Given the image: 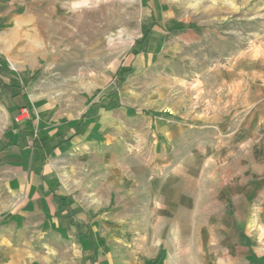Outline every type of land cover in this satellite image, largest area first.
<instances>
[{"label": "rangeland", "instance_id": "rangeland-1", "mask_svg": "<svg viewBox=\"0 0 264 264\" xmlns=\"http://www.w3.org/2000/svg\"><path fill=\"white\" fill-rule=\"evenodd\" d=\"M39 1L13 118L70 209L0 165V264H264V0Z\"/></svg>", "mask_w": 264, "mask_h": 264}, {"label": "crops", "instance_id": "crops-1", "mask_svg": "<svg viewBox=\"0 0 264 264\" xmlns=\"http://www.w3.org/2000/svg\"><path fill=\"white\" fill-rule=\"evenodd\" d=\"M40 4L39 0H0V67L1 64L7 66L6 69L0 68V105L7 114L0 132V165L4 168L16 166L22 170V176L30 168L27 172L28 181L21 180V184H26V188L29 184L40 186L43 192L35 201L51 200L65 208L64 201H61V205L54 197L61 196L53 190L51 169L48 168L50 155L43 159L31 145L32 138L37 133L28 122L29 117L16 123L13 118L19 107L31 101L27 90L29 85L24 79L32 76L39 65L42 30ZM31 131L34 134L31 135ZM73 136H65L61 140H68ZM247 175L250 178L255 174L249 169ZM69 209L65 208L68 212Z\"/></svg>", "mask_w": 264, "mask_h": 264}, {"label": "trees", "instance_id": "trees-1", "mask_svg": "<svg viewBox=\"0 0 264 264\" xmlns=\"http://www.w3.org/2000/svg\"><path fill=\"white\" fill-rule=\"evenodd\" d=\"M148 37V32H146V34L144 35V37L142 38V40L137 41L136 43V47H139V50L141 49L142 44L144 43V41L146 40V38ZM138 51H135V53H137ZM1 69H6L7 66L4 64H1ZM121 78V77H120ZM145 114L147 115H154L151 112H149L148 110H144L143 111ZM30 134L32 135L33 132L31 131ZM48 140V141H47ZM46 140V138H41L40 136H35L34 138H32L31 141V145L34 147V149L36 150V152L43 158L45 159L46 156H49L52 154L53 150L55 149V145L51 144L54 141L53 137H50ZM62 142L66 141L64 139L61 140ZM50 146V148L48 150H45L46 146ZM55 199H57V201L59 202V204H61V201L63 200L62 197H58V196H54ZM62 205V204H61ZM65 206V204H64Z\"/></svg>", "mask_w": 264, "mask_h": 264}, {"label": "built area", "instance_id": "built-area-1", "mask_svg": "<svg viewBox=\"0 0 264 264\" xmlns=\"http://www.w3.org/2000/svg\"><path fill=\"white\" fill-rule=\"evenodd\" d=\"M9 1H12V0H9ZM21 113H27L26 109L25 108L21 109ZM20 118H22V117H20ZM20 118H16V120L19 121Z\"/></svg>", "mask_w": 264, "mask_h": 264}]
</instances>
